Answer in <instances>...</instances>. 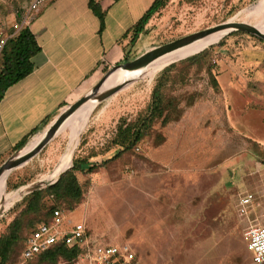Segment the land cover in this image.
<instances>
[{
  "label": "rangeland",
  "instance_id": "rangeland-1",
  "mask_svg": "<svg viewBox=\"0 0 264 264\" xmlns=\"http://www.w3.org/2000/svg\"><path fill=\"white\" fill-rule=\"evenodd\" d=\"M30 1L0 0V22L9 24ZM260 1L169 0L131 48L132 57L227 22L257 27L253 8ZM212 45L208 55L195 61H182L194 55L174 58L153 78L134 79L85 111L81 121L83 125L86 119L87 125L80 138H72L73 127L67 124L26 165L13 170L4 189L17 199L0 211V236L21 210L23 192L66 171L50 178L64 157L71 160L67 154L73 143L72 161L98 157L101 144L104 158L97 159L113 157L111 140L119 124L146 115L161 84L170 122L156 120L131 150L92 173L80 174L84 199L75 210H63L65 226L84 223L93 245L129 244L143 264H253L244 234L264 226V201L246 216L239 214L238 201L247 193L264 191V39L234 31ZM79 116L80 111L69 121ZM54 205L47 200L45 210ZM13 262L25 264L20 249ZM56 264L87 262L80 255Z\"/></svg>",
  "mask_w": 264,
  "mask_h": 264
},
{
  "label": "crops",
  "instance_id": "crops-1",
  "mask_svg": "<svg viewBox=\"0 0 264 264\" xmlns=\"http://www.w3.org/2000/svg\"><path fill=\"white\" fill-rule=\"evenodd\" d=\"M95 1L105 12L102 31L101 22L89 8L88 0H48L33 15L29 28L41 51L33 57L34 71L9 87L0 100V163L12 157L27 137L35 132L42 134L64 109L94 88L107 69L118 65L127 54L132 55L131 34L128 33L155 2ZM18 14L7 25L16 22ZM248 83L245 81L244 90ZM85 120L73 139L80 138L87 125ZM75 146L73 143L67 155L72 157ZM103 147L101 144L97 148L98 157L91 159V165L97 164L93 163L94 159L100 163L107 159H97L103 157ZM116 151L117 148L112 150ZM71 164L73 166L72 160ZM80 174L77 172V176Z\"/></svg>",
  "mask_w": 264,
  "mask_h": 264
},
{
  "label": "trees",
  "instance_id": "trees-1",
  "mask_svg": "<svg viewBox=\"0 0 264 264\" xmlns=\"http://www.w3.org/2000/svg\"><path fill=\"white\" fill-rule=\"evenodd\" d=\"M168 1L155 0L139 22L130 29L128 35L131 34V46H134L140 38L147 34L151 19L166 6ZM88 6L99 18L102 31L104 29L105 12L102 11L100 5L95 0H88ZM19 18L18 14V20ZM40 51L41 46L29 26L22 27L20 31L10 38L0 60V100L4 97L9 87L19 83L34 71L33 57ZM208 54L209 49L207 48L201 53L182 61H195L199 57ZM136 58L137 56L132 57L129 53L118 65L128 63ZM175 64L169 65L162 71L172 68ZM215 84L217 83L215 82ZM166 111L167 107L165 106V97L162 93V85L157 84L146 115L133 122L119 124L116 135L111 140V145L117 148L113 157L95 165H91L90 163L94 156L75 157L71 169L61 174L55 182H45V184L39 185L37 188L31 187L29 190L23 192L20 197L23 202L21 210L8 224L4 234L0 236V264H18L17 262H13L18 249L21 250V262L23 263L22 254L26 249L28 239L34 232L42 225H51L54 221L55 211H73L77 205L82 203L84 190L78 180L77 172H81L82 174L92 173L97 168L103 167L111 160L120 157L125 151L131 150L147 135L156 120L163 119V123L165 122V124L170 122ZM37 135L39 134L35 132L31 137H27L15 149L13 155L18 154L26 148ZM1 164L2 162L0 166ZM47 200H53L55 205L45 210ZM84 253L85 250L79 245L70 247L65 241L60 240L49 249L37 254L34 258L24 263L37 260L39 263L56 264L60 259L72 262L80 255H84Z\"/></svg>",
  "mask_w": 264,
  "mask_h": 264
},
{
  "label": "built area",
  "instance_id": "built-area-1",
  "mask_svg": "<svg viewBox=\"0 0 264 264\" xmlns=\"http://www.w3.org/2000/svg\"><path fill=\"white\" fill-rule=\"evenodd\" d=\"M48 0H31L19 13L11 25L0 22V60L10 40L24 26H29L32 17ZM55 182V180H54ZM264 191L247 193L238 201V210L241 216H246L250 208L262 206ZM65 218L63 212H54V221L51 225H42L28 239L25 251L22 254L23 263L34 258L37 254L49 249L58 241L63 240L70 246L79 245L85 250L84 259L87 264H143L138 254L129 244L111 245L99 243L93 245L88 237L84 223L74 224L70 229H64ZM247 249L252 254L253 264H264V226L249 228L244 234Z\"/></svg>",
  "mask_w": 264,
  "mask_h": 264
},
{
  "label": "water",
  "instance_id": "water-1",
  "mask_svg": "<svg viewBox=\"0 0 264 264\" xmlns=\"http://www.w3.org/2000/svg\"><path fill=\"white\" fill-rule=\"evenodd\" d=\"M226 29L231 30L229 31L228 34L234 31H243V32H247L249 34L256 35L264 39V33L260 32L256 27L250 24L227 22V23L218 25L216 27L181 38L174 42L165 44L163 46L154 48L128 63L114 66L104 75V77L99 81V83L95 86V88L90 93H88V95H86L85 97H83L82 99L74 103L73 105L68 106L66 109L62 111V113L57 117V119L48 127L46 133L42 136L43 137L42 141L33 150L30 151L29 147L34 142L28 147H26L25 149H23L18 155L12 156L9 159H7L0 166V176L5 172H12L13 170L17 168H20L26 165L31 159H33L38 153H40L46 147V145L50 143L51 140L59 133V131L65 124L66 120H68L69 117H71L86 102H88L89 100H94L97 102V104L101 103L105 101L106 99L112 97L113 95L121 91L123 88H125L126 86L130 85L131 83L135 81V80H131V81L122 83L116 87H113V88H110L108 90L101 92V88L105 84L107 79L111 76V74H113L118 69L124 68L127 70H137V69L144 68L147 65L151 64L153 61L159 59L160 57L168 53L174 52L180 48L191 45L201 39H204L205 37L209 36L212 33H215L221 30H226ZM71 167H72V164L63 173L70 170ZM39 185L40 184L33 185L32 188H37L39 187Z\"/></svg>",
  "mask_w": 264,
  "mask_h": 264
},
{
  "label": "bare ground",
  "instance_id": "bare-ground-1",
  "mask_svg": "<svg viewBox=\"0 0 264 264\" xmlns=\"http://www.w3.org/2000/svg\"><path fill=\"white\" fill-rule=\"evenodd\" d=\"M253 16L255 18L259 19V22L257 24V29L264 33V0H261L260 3L258 5H256L253 8ZM229 31H231L230 29H226V30H221V31H217L215 33L210 34L209 36L205 37L204 39H201L191 45L185 46L183 48H180L174 52L168 53L162 57H160L159 59L153 61L151 64L147 65L144 68L141 69H137V70H127L124 68H121L120 71L116 72L115 74H113L111 77H109L107 80L110 79V81H107L108 83L105 82V84L102 86L101 88V92L108 90L110 88L116 87L122 83L128 82L129 80H134V79H138L141 77H151L153 78L157 72L161 69V67L163 65H165L167 62L173 60L174 58H180L182 56H190V55H195L199 52H201L202 50H204L205 48H207L208 46L217 43L221 38L224 37V35L228 34ZM180 60V59H179ZM136 73V74H135ZM120 75H124V77H122L121 79H117V80H112L113 78L120 76ZM130 75H135L133 77H130ZM124 79V80H123ZM120 80H123L120 82ZM116 84L114 86L111 87V84L115 83ZM97 102L94 100H89L88 102H86L83 106H81V108H79L71 117H69L68 120H66L65 124L63 125V127L61 128L64 129V127L71 123L70 125L73 127V133H74V137L77 136L79 129L82 127V118L83 115H85V111L89 108H92ZM87 110V111H88ZM80 111V116L77 118H73L72 121L70 122L69 120L76 114L79 113ZM69 121V123H68ZM73 122V124H72ZM43 137H41L37 142H35L33 144V146L31 145L29 147V150H33L41 141H42ZM29 151V152H30ZM72 160V157H71ZM71 160L66 156L63 158L60 166L56 169V171L54 172V174L50 177L52 179L57 178V176L63 172L64 170H66L70 165H71ZM11 172H5L0 176V211L2 209H7L9 206H11V203L13 201H15L17 199V197L15 195H6L5 193V189H4V184L6 181V178L8 177V175Z\"/></svg>",
  "mask_w": 264,
  "mask_h": 264
}]
</instances>
